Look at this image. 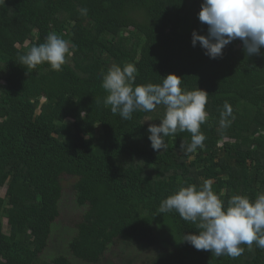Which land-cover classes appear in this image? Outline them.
<instances>
[{
    "label": "trees",
    "instance_id": "16d2710c",
    "mask_svg": "<svg viewBox=\"0 0 264 264\" xmlns=\"http://www.w3.org/2000/svg\"><path fill=\"white\" fill-rule=\"evenodd\" d=\"M202 3L0 0V264H115L109 255L121 264H264L255 243L240 245L235 258L196 250L183 237L201 231L197 223L158 212L181 187L207 179L225 206L234 195L254 201L264 193V55L247 56L239 39L217 59L193 47L192 32L207 33ZM53 32L76 46L61 71L20 64ZM114 64L134 65L135 85L175 74L182 88L208 93L204 147L181 152L191 133L178 132L165 138L166 150L152 149L147 129L164 106L127 121L113 115L101 85ZM225 102L235 119L222 128ZM66 177L85 210L65 252H51Z\"/></svg>",
    "mask_w": 264,
    "mask_h": 264
},
{
    "label": "clouds",
    "instance_id": "9594fccd",
    "mask_svg": "<svg viewBox=\"0 0 264 264\" xmlns=\"http://www.w3.org/2000/svg\"><path fill=\"white\" fill-rule=\"evenodd\" d=\"M86 15L87 9H81ZM199 21L207 25L206 35L192 32L191 44H197L211 59L222 58L223 50L239 39L247 56L264 55V0H203L198 13ZM76 50V46L50 33L44 43L33 46L19 57L27 69L48 63L52 70L61 71ZM137 68L132 64L123 67L112 65L102 77V88L107 93L104 104L113 115L127 121L135 111L153 112L164 106L165 113L159 124H149L148 139L154 151L167 149L165 138L178 132L191 133V142L180 144L185 154L195 153L204 147L206 136L200 128L206 122L208 93L197 88L188 91L181 87L183 79L175 74L162 78V83L135 85ZM135 85V86H134ZM233 108L225 102L220 112V126L226 128L234 120ZM213 181L207 179L199 189L196 185L181 187L162 200L159 213L175 211L184 221L197 223L201 231L184 235L183 241L196 250L210 251L216 257L232 258L243 254L246 244L255 243L264 249V193L253 201L247 196L234 195L225 206L213 191Z\"/></svg>",
    "mask_w": 264,
    "mask_h": 264
},
{
    "label": "rangeland",
    "instance_id": "374dc122",
    "mask_svg": "<svg viewBox=\"0 0 264 264\" xmlns=\"http://www.w3.org/2000/svg\"><path fill=\"white\" fill-rule=\"evenodd\" d=\"M17 47L26 46L28 41H23L22 45ZM73 178L66 177L63 182L62 198L59 201V216L52 225L48 248H51V252L62 249L65 252V246L68 240L74 235L75 225L79 222L80 217L84 213V208H79L75 204L74 192L72 190ZM5 188H0V199L4 197ZM8 221L4 219L2 224L4 226V232H8ZM47 253L46 256H50L52 253ZM115 254H118V250H114ZM143 255H146L145 253ZM108 260H112L115 264H121L115 259V255H109ZM104 264V263H103ZM135 264H146L144 259L138 260Z\"/></svg>",
    "mask_w": 264,
    "mask_h": 264
}]
</instances>
